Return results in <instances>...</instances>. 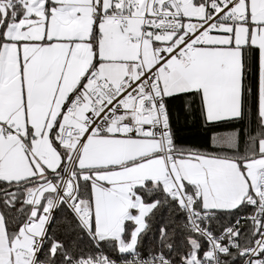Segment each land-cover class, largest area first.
Masks as SVG:
<instances>
[{"label":"snow or ice","instance_id":"1","mask_svg":"<svg viewBox=\"0 0 264 264\" xmlns=\"http://www.w3.org/2000/svg\"><path fill=\"white\" fill-rule=\"evenodd\" d=\"M0 264H264V0H0Z\"/></svg>","mask_w":264,"mask_h":264},{"label":"trees","instance_id":"2","mask_svg":"<svg viewBox=\"0 0 264 264\" xmlns=\"http://www.w3.org/2000/svg\"><path fill=\"white\" fill-rule=\"evenodd\" d=\"M194 138H198V137H194V136H182V139H194Z\"/></svg>","mask_w":264,"mask_h":264}]
</instances>
